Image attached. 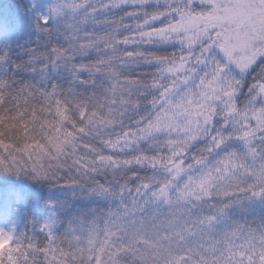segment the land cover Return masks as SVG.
Instances as JSON below:
<instances>
[{
	"label": "snow or ice",
	"instance_id": "snow-or-ice-1",
	"mask_svg": "<svg viewBox=\"0 0 264 264\" xmlns=\"http://www.w3.org/2000/svg\"><path fill=\"white\" fill-rule=\"evenodd\" d=\"M9 12L0 174L79 206L0 205V264H264V0ZM16 17L34 40L14 42Z\"/></svg>",
	"mask_w": 264,
	"mask_h": 264
},
{
	"label": "trees",
	"instance_id": "trees-1",
	"mask_svg": "<svg viewBox=\"0 0 264 264\" xmlns=\"http://www.w3.org/2000/svg\"><path fill=\"white\" fill-rule=\"evenodd\" d=\"M14 0H9L8 3L3 0L0 2L2 8L5 7L6 4H11ZM1 10V9H0ZM31 38L35 39V35L29 32L27 36H14L15 43H23L25 39ZM25 182L21 184V186H14L9 188H2L0 184V205L9 204L13 208L21 207L23 211L27 214L24 219L27 220L31 216L35 215L39 218L43 219L46 216V212L44 211V201L49 197H61L64 199H68L69 204L74 206H79L76 202L72 201L71 196L67 194H61L56 190H49L46 186L41 187L35 182H30L28 178L24 179ZM72 211L75 210L73 207ZM70 210V211H71ZM12 218H5L0 216V228H10L12 226Z\"/></svg>",
	"mask_w": 264,
	"mask_h": 264
},
{
	"label": "rangeland",
	"instance_id": "rangeland-1",
	"mask_svg": "<svg viewBox=\"0 0 264 264\" xmlns=\"http://www.w3.org/2000/svg\"><path fill=\"white\" fill-rule=\"evenodd\" d=\"M3 0H0V2H2ZM6 3L9 2V0H5ZM13 3V1H12ZM9 4H6L5 7L2 8V5H0V9L3 11L4 13V17L5 19H7L10 16V12H9ZM14 22L16 25V28L19 30V38L20 36H27L29 35V32L25 29L24 23L22 18L16 17L14 18ZM33 35L36 36V34L34 32H32ZM26 177H8V176H4L2 174H0V184L2 188H9V187H14V186H21L22 183L25 182ZM30 182H32L31 180H29ZM1 223V222H0Z\"/></svg>",
	"mask_w": 264,
	"mask_h": 264
}]
</instances>
